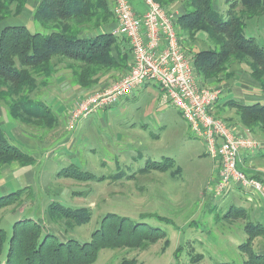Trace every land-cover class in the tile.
I'll list each match as a JSON object with an SVG mask.
<instances>
[{
    "label": "rangeland",
    "instance_id": "374dc122",
    "mask_svg": "<svg viewBox=\"0 0 264 264\" xmlns=\"http://www.w3.org/2000/svg\"><path fill=\"white\" fill-rule=\"evenodd\" d=\"M108 1L112 6L113 0ZM183 1L173 0L167 6L181 12ZM229 1L214 0L215 7L225 16L230 8ZM131 2L143 14L148 9L142 0ZM241 7L239 5L237 9ZM31 10L30 5L24 12L6 17L0 22V30L11 25H26L32 31L45 32ZM114 26L115 20L102 29L113 31ZM97 31L91 28L82 33L95 34ZM245 34L264 47V13L246 20ZM181 39L184 51L191 57L194 52L210 47L204 34L195 38L182 34ZM53 62L52 76H36L37 88L27 94L50 106L56 115L54 123L14 119L7 105L0 100V116L6 123L17 124L39 143L35 145L39 153H35L8 135L12 143L35 156L37 164L27 173H23L24 169L15 176L8 164L0 168V196L25 189L22 200L0 209V227L7 234L0 258L4 260L13 225L20 218L40 219L45 230L54 232L61 240L75 238L84 242L90 240L93 231L100 227L103 216L116 213L134 219L146 215L147 222L163 229L166 236L145 247L103 249L92 264H121L123 259H131L135 264H243L246 254L239 246L248 238L246 219L224 217L232 206V195L215 194L220 175L218 158L209 155L204 141L192 132L176 106L162 104V87L148 82L130 99L74 121L72 116L78 103L118 81L126 69L106 71L99 82L86 88L78 83L69 66L75 61L55 56ZM228 73L223 75L222 82L211 85L220 90L219 100L234 98L241 102H264L260 83L252 77L245 63L232 62ZM229 109L234 111L232 116L229 111L228 116L224 115L223 109L215 113L239 132H251L239 122L236 109ZM236 123L240 124L237 125L239 128ZM0 127L3 129L2 124ZM251 133L261 145L258 149H262L264 132ZM148 160L170 164L164 172L159 169L140 172ZM70 166L104 179L84 181L57 177L59 170ZM121 172L124 174L121 178H111ZM53 201L73 208L87 207L92 211V218L83 224L66 219L53 220L47 211ZM245 203V199L237 197L233 207L245 206ZM253 249L261 252L258 246Z\"/></svg>",
    "mask_w": 264,
    "mask_h": 264
},
{
    "label": "trees",
    "instance_id": "16d2710c",
    "mask_svg": "<svg viewBox=\"0 0 264 264\" xmlns=\"http://www.w3.org/2000/svg\"><path fill=\"white\" fill-rule=\"evenodd\" d=\"M156 1L167 8L173 2ZM27 2L28 0H0V22L10 15L20 14ZM108 2L41 0L34 10V19L43 26L45 32L32 31L26 25H11L0 30V98L5 101L14 119L55 122L56 115L50 106L42 100L31 99L27 94L37 88L36 76H52L55 56L75 61L69 66L78 83L86 88L99 82L106 71L118 68L129 70L131 56L128 40L125 37L120 39L111 30L102 29L115 20ZM183 2L177 21L179 35L187 34L195 38L204 34L210 41L209 48L198 50L192 56L193 67L201 84L211 86L222 82L223 75L229 74L232 62L237 61L247 65L250 74L260 83L264 92V47L254 37H247L245 34L246 20L264 13V0H230L226 16L215 7L214 0ZM239 5L242 6L240 10L237 9ZM91 28L98 29L97 33H82ZM124 39L126 44L123 43ZM223 106L236 109L239 122L251 132H264V102H241L231 98ZM12 162L28 166L34 164L35 158L12 143L0 127V168ZM168 164L170 163L166 161L148 160L140 168V172L151 169L164 172ZM122 173H116L111 178H121L124 175ZM57 177H72L84 181L104 179L103 176L74 166L63 167L58 171ZM253 177L264 181L259 176ZM24 192L25 189L21 188L1 195L0 209L22 200ZM47 211L56 221L66 219L83 224L92 218L91 209L68 207L58 201L51 202ZM224 217L247 219L246 209L232 207ZM145 218L148 217L141 215L139 219H134L108 213L101 219L100 227L93 231L91 239L84 242L75 238L61 240L54 232L46 231L40 219L20 218L13 225L8 250L4 260L0 258V264H92L103 249L145 247L166 236L163 229L152 226ZM245 230L248 238L239 246L246 254L243 264H264V254L253 249L254 239L264 235V223L247 220ZM6 241L7 234L0 227V254L4 252ZM121 264L135 262L123 259Z\"/></svg>",
    "mask_w": 264,
    "mask_h": 264
},
{
    "label": "built area",
    "instance_id": "2783aa9c",
    "mask_svg": "<svg viewBox=\"0 0 264 264\" xmlns=\"http://www.w3.org/2000/svg\"><path fill=\"white\" fill-rule=\"evenodd\" d=\"M142 1L148 7L144 14L130 0L111 2L115 15L112 32L128 40L130 67L118 81L84 97L73 112V120L109 108L146 83L155 82L163 89L162 104L176 106L192 132L204 141L209 155L218 158L220 175L215 194L222 195L231 185H238L264 199V182L239 166L244 151H255L261 145L251 132H239L213 111L221 92L201 84L192 57L183 49L178 12L156 0Z\"/></svg>",
    "mask_w": 264,
    "mask_h": 264
},
{
    "label": "crops",
    "instance_id": "0c3cea01",
    "mask_svg": "<svg viewBox=\"0 0 264 264\" xmlns=\"http://www.w3.org/2000/svg\"><path fill=\"white\" fill-rule=\"evenodd\" d=\"M131 1L132 0H130V2ZM40 2H41V0H28L26 7H24L23 12L26 9H28L30 7V5L32 8L31 12H34V10L36 9L37 5L40 4ZM183 3H182V5H183ZM136 4H138V3L136 2L135 5ZM136 7H138V6L136 5ZM136 7H135V9H136ZM181 10H182V8H181ZM139 12H140V10H139ZM178 13H180V12L178 11ZM129 61L131 62V58ZM105 88L106 87H102L101 89L103 90ZM136 92H138V90ZM136 92L134 93V95L136 94ZM134 95L126 97V98L122 99L121 101H123L125 99H130ZM248 95L251 97V94H248ZM0 100H1V98H0ZM2 101L5 103L4 100H2ZM224 102L225 101H223V100H218L217 103L214 105L213 111L215 112V111H221V109H223V110L226 109L227 111L222 110V113L224 115L228 116L229 115L228 111H229V112H231L229 116H232L234 111L230 110L228 107L225 108L223 106ZM1 111L2 110H1V105H0V114H1ZM0 124H2L3 130H4L5 134L7 135V137H8V135L12 138L14 137L13 138L14 141L22 142V145H24L26 148H29L28 150L32 149L33 152L39 153V151L35 149L36 143L37 144H39V143L34 139V136L29 137V134L25 133L23 128H21L20 126H16L17 124H15V123L8 125L6 123V120H4L2 118V116H0ZM238 124L239 123H236V127H238L237 126ZM65 125H66V118H65ZM19 148H21V147H19ZM21 149L23 150V148H21ZM263 155H264V145H262V149H257L255 151H244L243 154L241 155V160H240L239 165L242 169H244V171L247 174L252 175V176H259L262 179H264V156ZM33 157L35 158L34 164H31L28 166H21V164L19 162H12V163L8 164L9 168L12 171V174H14V176H15V175H17V173H20L21 170H24V169H26V171H24V172L22 171V172L27 173L28 170L31 169V167H33L37 164V158L35 156H33ZM236 191H239V193H242L243 195L238 194ZM225 193H226V195H232V198L230 201L231 205H232V206H230L231 208L234 206V201L237 200V197H239L241 199H245V201H246L245 206H239V207L246 209V217H247L246 222H247V220H251L255 223H264V209H263L264 208V199H262L259 195L254 194V193L245 192L240 187H238V185H231ZM253 245L258 246V248H260L259 249V251H261L260 253L264 252V235L257 236L254 239Z\"/></svg>",
    "mask_w": 264,
    "mask_h": 264
}]
</instances>
